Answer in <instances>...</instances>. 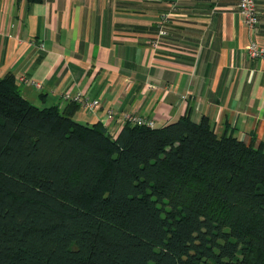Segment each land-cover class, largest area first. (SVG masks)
Listing matches in <instances>:
<instances>
[{
	"label": "trees",
	"instance_id": "16d2710c",
	"mask_svg": "<svg viewBox=\"0 0 264 264\" xmlns=\"http://www.w3.org/2000/svg\"><path fill=\"white\" fill-rule=\"evenodd\" d=\"M78 109L0 78V264H264L263 143L190 117L113 137Z\"/></svg>",
	"mask_w": 264,
	"mask_h": 264
},
{
	"label": "crops",
	"instance_id": "0c3cea01",
	"mask_svg": "<svg viewBox=\"0 0 264 264\" xmlns=\"http://www.w3.org/2000/svg\"><path fill=\"white\" fill-rule=\"evenodd\" d=\"M255 1L256 30L238 0H0V78L14 74L41 108L75 105L62 98L69 91L99 101L93 112L76 104L74 119L102 123L113 137L124 125L109 110L156 127L208 118L219 136L258 147L264 61L247 53L252 41L264 47V0Z\"/></svg>",
	"mask_w": 264,
	"mask_h": 264
},
{
	"label": "built area",
	"instance_id": "2783aa9c",
	"mask_svg": "<svg viewBox=\"0 0 264 264\" xmlns=\"http://www.w3.org/2000/svg\"><path fill=\"white\" fill-rule=\"evenodd\" d=\"M238 9L240 11V14L242 16V19L244 23L251 29L256 30L258 24H259V15L260 11L257 7L255 0H238ZM161 35H166L165 31H161ZM156 46H158V40L155 42ZM40 48L42 50L45 49L44 45L41 44ZM247 53L248 55L253 59H259L264 61V47L259 45L256 41H252L249 43L247 47ZM25 78H20V80H24ZM33 85H36L37 87L41 88L42 86L40 84H37L33 81L30 82ZM62 98L64 101L68 103H76L81 105L86 111H96L100 108L99 101H91L87 97H85L80 92H66L62 95ZM107 118L109 120H117V122L121 123L122 125H126L127 123L138 125V126H147L150 128L156 127V122L154 119L150 118H144L140 117L135 114H123L120 116H117V113L113 110L108 111ZM109 124V123H106Z\"/></svg>",
	"mask_w": 264,
	"mask_h": 264
}]
</instances>
